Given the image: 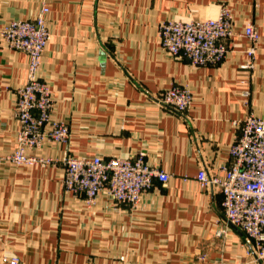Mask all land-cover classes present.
Here are the masks:
<instances>
[{
	"label": "crops",
	"instance_id": "crops-1",
	"mask_svg": "<svg viewBox=\"0 0 264 264\" xmlns=\"http://www.w3.org/2000/svg\"><path fill=\"white\" fill-rule=\"evenodd\" d=\"M48 38L39 76L51 89L49 118L67 125L63 145L46 139L26 154L55 165H16L14 91L28 57L0 35V264H240L244 235L221 218L222 196L201 190L198 170L221 175L236 124L264 117V0H45ZM41 0H0V30L32 19ZM232 15L234 36L215 66H194L159 46L166 20ZM247 22L259 34L253 69L243 68ZM171 86L192 96L185 114L159 103ZM169 175L135 209L100 193L91 206L66 192L60 160L130 157ZM223 232L216 236V232Z\"/></svg>",
	"mask_w": 264,
	"mask_h": 264
},
{
	"label": "built area",
	"instance_id": "built-area-1",
	"mask_svg": "<svg viewBox=\"0 0 264 264\" xmlns=\"http://www.w3.org/2000/svg\"><path fill=\"white\" fill-rule=\"evenodd\" d=\"M32 19L12 20L0 30L6 48L26 54L24 83L14 91V117L19 124L15 150L7 160L16 165H55L56 160L26 154L46 139L52 144L67 142L69 131L63 122L49 118L51 89L39 76L40 59L48 38V7L45 0ZM242 36L248 41L243 68L253 69L259 34L247 22ZM234 36L232 15L222 7L216 18L189 21L166 20L158 26L159 46L171 56L194 66H215L226 52V40ZM192 101L187 88L171 86L164 90L159 103L175 114H185ZM237 135L230 145L228 160L220 167L221 175L208 174L201 168L196 181L201 190H218L222 196L221 218L225 226L236 228L245 237V260L240 264H264V117L248 115L236 124ZM66 192L81 194L87 206L105 193L113 205L135 209L142 196L155 183H165L169 175L145 161L143 151L130 157L76 158L64 155L60 160ZM223 232L217 231L216 236ZM17 264V259L9 260Z\"/></svg>",
	"mask_w": 264,
	"mask_h": 264
},
{
	"label": "rangeland",
	"instance_id": "rangeland-1",
	"mask_svg": "<svg viewBox=\"0 0 264 264\" xmlns=\"http://www.w3.org/2000/svg\"><path fill=\"white\" fill-rule=\"evenodd\" d=\"M197 19H202V18H197ZM195 20V19H194ZM41 78V77H40ZM41 80H43L42 78H41ZM44 81V80H43Z\"/></svg>",
	"mask_w": 264,
	"mask_h": 264
}]
</instances>
